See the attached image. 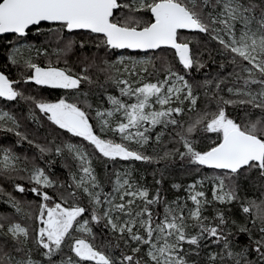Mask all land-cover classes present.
Segmentation results:
<instances>
[{
  "label": "snow or ice",
  "instance_id": "6c2138e0",
  "mask_svg": "<svg viewBox=\"0 0 264 264\" xmlns=\"http://www.w3.org/2000/svg\"><path fill=\"white\" fill-rule=\"evenodd\" d=\"M33 30L37 36H45L48 47L14 48L9 60L25 71L18 80H11L0 72V98L15 101L19 97L31 101L53 125L87 141L100 158L108 161L117 158L151 161L153 157L130 149L128 143L143 147L153 139L150 133L157 126L170 129L169 135L184 150H167L160 158L179 155L181 159L187 158L190 164L221 170L213 177L212 188V201L221 204L239 199L237 181L241 175L256 171L264 179V0H0V35L13 34L23 40ZM183 31L206 34L216 41L224 54L231 55V63L240 69L239 72L234 69L230 75L242 81L240 87H227V93L235 98L226 99L221 95L226 78L205 79V88L211 89L214 85L209 103L215 101L216 110L198 111L187 127L178 117L186 111L185 102L188 111H197L199 97L193 85L167 60L161 57L159 68L151 59L129 57L126 61L120 55L115 62L111 60V53L116 50L147 53L169 48L174 50L184 70L206 68L208 65L201 60L199 50H193L192 41L182 37ZM78 33H85L86 37L77 44L71 36ZM89 44L95 53L79 60L78 72L69 67L66 57L77 46L83 51ZM33 52L49 57L47 66L36 63ZM101 52L104 55H100ZM61 60L65 67L57 66ZM149 67L153 70L151 73ZM142 74L156 75V82L131 79ZM101 77L104 83L114 84L120 95L107 96L110 108H96L97 124L100 133L117 134L121 142L97 133L90 123L88 109L92 108L91 104L82 108L63 98L57 102L37 100L15 87L28 82L54 89L79 90L84 83L104 87ZM254 85L258 88L254 89ZM121 97H134L135 102L129 103ZM155 105H159V109ZM228 106L243 109L244 115L230 118L226 113ZM8 122L11 126L4 128ZM0 128L14 132L19 141L34 145L40 153L39 159L53 151L20 132L18 120L9 112L0 111ZM198 131L217 134L218 142H213L206 151H198L193 138ZM163 136V130L156 133L155 141L162 143ZM54 151L60 157L67 152L65 159L73 162L64 165L68 170V182L54 180L45 167L28 161L27 157L22 161L11 149H0V177L9 180L15 192L30 191L39 198L33 217L12 192L0 185V209H8L0 211V264H81L85 261L94 264H189L186 257L199 256L202 241H210L220 248L219 252L208 254V264H264V201L249 200L241 204L242 211L251 217L252 228L240 226L233 233L226 227L228 221L224 212L217 210L213 218L215 223L208 222L209 218L203 215L212 201L203 191L196 190L197 184L202 183L198 181L189 185L188 198L194 207L188 209L187 215L179 204L176 208L166 205L160 219L149 207L160 202L159 195L150 199L146 189L134 188L130 173L116 172L112 191L105 192L84 148L66 143L57 145ZM20 162L31 163V168L18 167ZM20 172L27 173L26 179L33 187L27 189L16 182L18 177L25 179L19 176ZM56 187L63 189L58 200L46 191ZM82 196L87 198L91 209L78 202L77 198ZM137 199L144 202L142 208L137 206L139 210L133 207ZM28 206L31 207L30 202ZM89 211L90 220L82 219ZM18 215L34 218L38 226L29 229L16 220ZM90 221L97 224L103 221L104 227L119 234L125 245L134 244L131 254L121 253L117 259L99 250L86 238L95 239ZM190 227L198 232L190 234ZM253 229L258 235L253 236ZM73 232L82 235L74 237ZM245 233L249 243L234 251V238ZM185 244L194 247L186 250ZM144 246L147 251L141 256L139 253ZM66 247L74 256L65 253ZM35 253L42 259H35ZM252 253L255 259H249Z\"/></svg>",
  "mask_w": 264,
  "mask_h": 264
},
{
  "label": "trees",
  "instance_id": "16d2710c",
  "mask_svg": "<svg viewBox=\"0 0 264 264\" xmlns=\"http://www.w3.org/2000/svg\"><path fill=\"white\" fill-rule=\"evenodd\" d=\"M45 31H47V28H45ZM181 35L182 37H187L192 41L190 47H192L193 50H199L201 60L208 65L206 68L199 71H196L195 69L191 71L184 70L179 64L178 59L175 57L174 52L170 49H160L156 52L148 53L116 50L111 53V60L115 62L120 55L131 57L133 59L146 57L147 59H151L157 68L160 67L161 57L167 60L168 64L175 71H177L180 75H184L189 83L193 85L194 93L199 97L197 102V111H188L186 103L185 113L178 117L184 126L187 127V125L196 118L198 111L216 110L215 101L209 103L211 91L215 90L214 85L211 89L205 88L203 86V81L205 79L226 78V83L222 85L224 91L221 92V95H223L226 99L235 98L230 97L227 93V87H240L242 86V81H237L234 75H230L233 73L234 69L237 72H239L240 69L231 63V55L224 54L221 51L220 45L216 41L212 40L210 36L199 32L189 31H183ZM85 37V33H78L71 36L73 40L77 41V44ZM20 41H25L28 46L34 45L36 47H48L45 36H37L34 30L31 31L29 36L23 40H18L14 35L1 36L0 72H3L11 80L20 79L21 73L25 71L21 65H13L9 60L11 51ZM95 51L96 50L90 44L83 51H81V49L77 46L74 49V52L70 53L68 57H66L68 60V66L73 67L78 72L80 70L79 60L82 59L84 55L94 54ZM49 52L51 53V48H49ZM100 55H104V53L101 52ZM32 57L35 62L40 64L42 67L47 66L49 57L37 56L35 52L32 53ZM51 59L55 61L56 57L51 56ZM221 65H223V67H220ZM57 66L65 67L63 60H61ZM152 71V68L149 67V72L151 73ZM241 75L243 76L245 74L241 73ZM141 78L147 82H156L157 76L142 74L141 77H131L133 80H139ZM159 78L163 79V75L159 74ZM100 83L104 84V87L84 83L81 85L79 90L54 89L48 86H39L29 82L20 83L15 85V87L23 92L25 96L35 97L37 100L57 102L59 99L63 98L69 103H77L82 108H87V105L91 104L92 108L88 109L91 117L90 123L97 126V118L95 116L96 108H110L111 105L107 102V96L120 95L119 89L112 83H104L103 77L100 78ZM133 86L135 87L136 85L134 84ZM253 88H258V86L254 85ZM121 99H124L129 103L135 102L134 97H121ZM6 104L8 105L4 108L7 112L12 114L20 124L19 131L27 134L29 139L35 141L36 144L47 145L51 147L53 151L46 154L43 159H39L40 153L34 145H30L26 141H19V138L14 132L8 131H6L3 136L0 135V149L9 148L13 153L21 157L22 161L24 157H27L28 161H33L39 166L45 167L46 171L52 176V178L58 182H68V170L64 167V165L72 164L73 162L65 159V157H67V152H65L64 157H60L56 156L54 149L57 145L62 146L66 143H73L80 145L88 152L92 159V166L95 169L96 175L105 192L112 191V182L115 180L114 174L116 172L129 171L130 177H135L139 186L144 187L148 191L150 199L159 195L160 202L149 205V207L152 209L154 215L160 219L163 218L166 205L176 208L177 204H179L181 207H184L185 214L187 215L188 209H191L193 204L187 201L188 196L186 190L190 184H194L197 180H202L203 184H208L207 188L204 190H200L198 188H196V190L203 191L206 198L211 201L209 182L212 180L211 178L219 175L220 171L207 170L198 165L190 164L187 158L181 159L179 155H173L166 159L160 158L163 157L164 152L167 150H172L174 148H179L180 151L184 150L182 146L175 143L169 135L170 129H162V126H157L150 133L153 139L149 142V144L144 145L143 147L135 143H128V147L130 149L143 152L145 155L153 157V159L151 161H136L131 162V165H124V162H121L118 159L115 161H108L104 158H100L99 154L95 152L93 147L87 141H84L80 137H74L70 133H67L53 125L47 120L46 116L41 114L38 109H35V106L31 101L18 97L17 100L7 102ZM33 113L35 118H33ZM226 113L230 118L238 119L244 115V110L239 107L228 106L226 108ZM6 126L10 127L11 122H8ZM145 126L147 127L148 125ZM162 130L164 131V136L162 137L163 142L157 143L155 141V135ZM110 136L111 135H104V138L110 139ZM193 138L194 147L198 151H206L213 145V142H218L217 134L206 133L203 131L195 133ZM48 160L55 162L52 164H46L45 162ZM120 165L123 166L120 167ZM25 166L31 168V163H18V167L20 168ZM74 168L75 166L73 164V170ZM19 176L25 177V179H19L18 177L16 180L17 183L23 184L27 189L33 187V185L29 184L26 179L27 173L20 172ZM157 181H159V183H157ZM237 183L239 184L238 200L233 201L230 204H219L212 201V203L205 207L203 212V215L209 218L208 222L212 223H215L213 218L215 217L217 210L224 212L228 221L226 227L233 233H236L240 226L246 225L249 228H252V224L250 222L251 217L242 211L241 204L246 203L249 200H255L257 203L264 201V179H261L256 171L241 175ZM0 185H2L6 191L12 192V194L22 202L25 207V211H31L33 217H35L34 210L36 205L39 203V198L37 196H34L30 191H26L25 193L15 192L12 183L3 177H0ZM174 185H178L179 187H174ZM46 191L50 196L58 200L63 192V189L56 187L46 189ZM77 199L82 206H86L91 209V205L86 197L82 196ZM29 202L31 203L30 208L28 206ZM143 206L144 204L140 205V208ZM0 211H8V209L5 207L0 209ZM87 213L91 214V211L86 212L82 219L87 216ZM16 220L29 229L36 228V225L34 224L36 220L34 218H27L24 215H18ZM188 223L191 224L192 221L189 220ZM95 225L98 230H95L93 233L95 236L93 243L99 248V250L117 259L120 257L121 253L131 254V247H134V244L131 246L125 245L124 239H120L119 234L113 233L110 229L105 228L103 221H101L100 224ZM188 232L194 235L198 232V229L190 227L188 228ZM252 234L253 236L258 235L255 229L252 230ZM81 235L82 234L79 232H73L74 237H80ZM246 237H248V235L245 233L240 234L237 239H235L236 237L234 238V251H239L241 247L249 243L248 239L243 243L244 238L246 239ZM201 244L202 246L199 249V256L190 254L186 257L189 264H208V254L210 252L220 251V248L217 245L212 244L210 241H202ZM29 246L31 247V245ZM192 247L194 246L187 244L184 245L186 250H189ZM64 251L65 253L74 256V254L70 253L67 247ZM146 251L147 246L142 247L139 255L143 256ZM34 258L42 259V257L39 256V253H35ZM56 259L59 260V257H56ZM249 259H255L254 253L249 256ZM81 264L87 263L81 262Z\"/></svg>",
  "mask_w": 264,
  "mask_h": 264
},
{
  "label": "rangeland",
  "instance_id": "374dc122",
  "mask_svg": "<svg viewBox=\"0 0 264 264\" xmlns=\"http://www.w3.org/2000/svg\"><path fill=\"white\" fill-rule=\"evenodd\" d=\"M17 46H19V47H21V49L23 50L24 48H27V47H29L26 43H25V41H20V42H18L16 45H15V47H17ZM14 47V48H15ZM14 48H13V50H14ZM12 50V51H13ZM12 51H11V53H12ZM34 53V52H33ZM11 55V54H10ZM125 58H126V61H127V58H129V57H127V56H124ZM136 60H141V59H147L146 57H139V58H135ZM187 102H185V104H186ZM159 105H155V108H157V109H159ZM95 128H96V131H97V133L98 134H101V135H111L110 136V139H114L116 142H121V140H120V136L119 135H117V134H113V133H111V132H108V133H106V134H104V133H100V129H99V125L97 124V126L95 125ZM0 158H2V154H0ZM120 173H129V171L127 172V171H125V172H120ZM130 178V181H131V183L133 184V186H134V188H142V189H145L144 187H141V186H139V184H138V182H137V180H136V178L135 177H129ZM212 180L209 182V186H210V190H209V192H210V196H211V201H212V188H213V178H211ZM198 181H202V180H197L194 184H196ZM190 185H193V184H190ZM207 186H208V184H203V181H202V183H200V184H197V187L196 188H198V189H200V190H204L205 188H207ZM186 193H187V196L189 197V186H188V189L186 190ZM187 197V201L189 202V203H192V201L189 199ZM213 202H217V201H213ZM217 203H219V202H217ZM142 204H144V202L142 201V200H140V199H137L136 200V205H134L133 207L134 208H136V210H139V208H140V205H142ZM193 204V203H192ZM219 204H221V203H219ZM137 206H139V208H137ZM194 207V205H192V208ZM191 208V209H192ZM102 211V210H101ZM117 215H119V214H117ZM124 219H127V217H124ZM37 226H38V222H37Z\"/></svg>",
  "mask_w": 264,
  "mask_h": 264
},
{
  "label": "flooded vegetation",
  "instance_id": "af4514ba",
  "mask_svg": "<svg viewBox=\"0 0 264 264\" xmlns=\"http://www.w3.org/2000/svg\"><path fill=\"white\" fill-rule=\"evenodd\" d=\"M177 59H178V58H177ZM29 83H34V82H29ZM34 84H35V83H34ZM39 86H41V85H39ZM7 102H12V101H8V100H6V99L0 98V111H6V112H7V110L5 109V108H6V105H8V104H6ZM4 107H5V108H4ZM6 127H7V126L4 125V128H6ZM4 133H6V130H4L3 128H0V135L3 136ZM4 149H6V148H4ZM8 149H9V148H8ZM117 159L120 160L121 162H124V165H131V164H132L131 162H136V160H121V159H119V158H117ZM122 166H123V165H120V167H122ZM32 194H33L34 196H36V194H34V193H32ZM36 209H37V205H36L35 210H34V215H35ZM86 215H87V216H86L84 219H89V220H90V216H91V214H90V213H87ZM33 223H34V222H33ZM34 224H35L36 227H37V221H36ZM95 224H97V223H95V222H91V221H90V227H92V232H93V233H94L95 230H98V228L96 227ZM99 224H100V223H99ZM86 238L90 239L91 242L93 243L94 240H92L91 237H86ZM235 239H237V237H236ZM247 239H248V237H246V239L244 238L243 243L246 242ZM254 257H255V253H254ZM85 262H86L87 264H94V262H91V261H85Z\"/></svg>",
  "mask_w": 264,
  "mask_h": 264
},
{
  "label": "water",
  "instance_id": "95a60500",
  "mask_svg": "<svg viewBox=\"0 0 264 264\" xmlns=\"http://www.w3.org/2000/svg\"><path fill=\"white\" fill-rule=\"evenodd\" d=\"M189 32H194V31H189ZM5 35H13V34H4V35H0L1 36H5ZM162 49H169V48H162ZM172 50V49H170ZM117 51H130V52H134L132 50H117ZM174 52V50H172ZM135 52H139V53H145V52H142V51H135ZM149 52H152V51H149ZM148 53V52H147ZM204 169H207V170H215V171H221V170H217V169H212V168H209V167H206V166H200Z\"/></svg>",
  "mask_w": 264,
  "mask_h": 264
},
{
  "label": "bare ground",
  "instance_id": "6f19581e",
  "mask_svg": "<svg viewBox=\"0 0 264 264\" xmlns=\"http://www.w3.org/2000/svg\"><path fill=\"white\" fill-rule=\"evenodd\" d=\"M185 198V197H184Z\"/></svg>",
  "mask_w": 264,
  "mask_h": 264
}]
</instances>
